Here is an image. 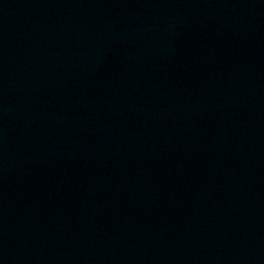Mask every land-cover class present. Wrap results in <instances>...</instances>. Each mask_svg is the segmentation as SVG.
<instances>
[{"label": "water", "instance_id": "1", "mask_svg": "<svg viewBox=\"0 0 264 264\" xmlns=\"http://www.w3.org/2000/svg\"><path fill=\"white\" fill-rule=\"evenodd\" d=\"M0 264H264V0H0Z\"/></svg>", "mask_w": 264, "mask_h": 264}]
</instances>
